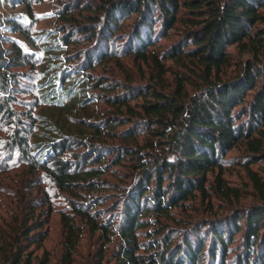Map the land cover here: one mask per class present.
<instances>
[{"label": "trees", "instance_id": "1", "mask_svg": "<svg viewBox=\"0 0 264 264\" xmlns=\"http://www.w3.org/2000/svg\"><path fill=\"white\" fill-rule=\"evenodd\" d=\"M1 1L32 16V0ZM57 7L60 25L34 32L0 15V27L33 48L11 40L4 49L9 36L0 35V121L13 125L5 145L27 164L25 184L38 173L70 199L69 211L59 212L60 256L54 262L41 246L50 212L42 195L0 228V264H75L87 230L103 245L116 241L108 254L97 246L89 264H264V0ZM162 40L169 43L157 47ZM230 46L249 56L234 62ZM25 65L37 110L26 111L29 124L20 127L10 103L14 68ZM232 149L243 153L239 165L259 201L174 228L162 223L192 199L210 207L213 197L238 198L221 171ZM115 166L126 180L107 207L105 177Z\"/></svg>", "mask_w": 264, "mask_h": 264}, {"label": "rangeland", "instance_id": "2", "mask_svg": "<svg viewBox=\"0 0 264 264\" xmlns=\"http://www.w3.org/2000/svg\"><path fill=\"white\" fill-rule=\"evenodd\" d=\"M83 1H90L98 4V2H102L103 0ZM58 5L59 0H32L30 4V12L32 13V16H29L23 11L22 6L15 4L12 5V3H5L0 0V15L17 17L18 19L16 22L21 28H30L28 30H33L34 32V30L52 28L53 24L56 28L60 25L62 18L57 13ZM74 16H77L76 18L80 17L76 13ZM80 19L81 18H79V20ZM66 22L67 20L65 23ZM0 35L9 36L8 39L3 40L2 46L4 49L9 48L8 42L11 40L20 41L22 46L27 50L33 49L25 45L22 36L17 35L15 32H11L9 29L0 27ZM168 43V40H162L159 41L156 46L161 48ZM76 46H80V44ZM228 52L233 54L232 59L234 62L236 60H238V62L243 61L249 56L248 54H238L236 48L233 46L228 48ZM122 61L124 64H128V67H130V73L134 76L136 81H139L137 71L131 61L128 59H122ZM33 62L35 63L34 59ZM142 69L144 74H146V68L142 66ZM230 69L231 67L228 68L226 73H228ZM14 72H16L15 78H17V83L14 84V89L11 94L14 100L11 101L10 108L17 113V124L20 127H26L29 123L24 117V113L30 110L34 116V113L37 110V107L34 106V74L26 65L21 69L14 68ZM95 72L105 73V68L101 70L97 66L95 67ZM12 126L13 125L10 123H3L0 121V228L6 229L13 218H20L21 220L24 215V203L30 197L38 199L44 195L50 205V212L48 213L46 222L43 226L45 239L41 246L44 251L48 252L50 258L56 262L60 256L62 235V229L59 222V212L69 211L70 199L65 192L58 191L38 173L33 177L35 179V177L38 176L34 182L30 183V186L25 184V181L29 178V175L26 173L27 164L24 163L23 158H21L17 152L10 150L5 145L6 138L10 133ZM32 130L34 131L33 127L31 128V131ZM240 154H243L240 149H232L225 155L221 162L222 177L229 186L238 189V198L232 197L229 202L221 200L218 197H213L211 199L212 206L210 207L206 205V202H201L199 199H192L188 201L189 205H187L185 209L172 210L171 220L168 218L167 220L162 221V223L166 224L169 228H174L175 224L181 219L191 222L195 220L204 221L211 219L212 216L220 217L221 215L228 213L230 208H245L252 203H257L259 198L253 191L251 184L248 182L242 167L239 165V163L242 162ZM262 163L264 162H261L260 164ZM256 166L257 165H251L250 167L251 169H255ZM125 172L126 169L124 167L115 166L110 169V173L105 178L108 180L111 188L106 192L108 200L105 201L103 206H110L109 204L112 201L114 192L116 193V190H119L126 180L124 177L126 174ZM216 173L217 170L215 169L213 174L208 175L209 182H211L213 175ZM42 208L45 210L47 205L45 204ZM89 233L88 230L85 231L80 238L77 245V251L74 255L75 264H89L94 252L98 248L97 246L103 245L100 238H98V235H89ZM139 240H143L142 234L139 237ZM103 246H105V253L108 254L116 246V241L114 238H111L110 243L104 244ZM37 253L40 254V251Z\"/></svg>", "mask_w": 264, "mask_h": 264}]
</instances>
